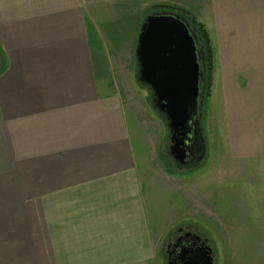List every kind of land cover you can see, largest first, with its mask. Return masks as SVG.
Here are the masks:
<instances>
[{
	"label": "crops",
	"instance_id": "0c3cea01",
	"mask_svg": "<svg viewBox=\"0 0 264 264\" xmlns=\"http://www.w3.org/2000/svg\"><path fill=\"white\" fill-rule=\"evenodd\" d=\"M108 1L0 0V264H149L170 237L145 159L156 122L113 72L132 40ZM213 6L264 114V0Z\"/></svg>",
	"mask_w": 264,
	"mask_h": 264
},
{
	"label": "rangeland",
	"instance_id": "374dc122",
	"mask_svg": "<svg viewBox=\"0 0 264 264\" xmlns=\"http://www.w3.org/2000/svg\"><path fill=\"white\" fill-rule=\"evenodd\" d=\"M214 3L215 0L104 2L102 5L109 9L119 6L116 13L122 11L123 29L118 35L132 40V48L124 45L120 63L113 72L124 77L125 84L143 103L140 104L142 111L156 122L145 159L157 179L151 197L156 203L159 234L192 230L208 240L214 264H264V135L260 129L264 114L251 109L247 101L246 90L250 89L253 79L243 77L242 72L239 74L242 67L239 68L241 63L235 59L238 58L236 49L230 50L231 35L219 26L222 22L225 24L228 14L218 13ZM105 11L108 19L114 17L109 20V26L118 21V15ZM159 14L183 18L199 56L201 79L195 118L198 145L184 167L177 166L167 150L160 151L163 155H159L164 116L146 106L144 99L148 95L150 103V91L132 80L134 66L133 58L130 59L131 54L134 57L142 26L148 17ZM191 17L205 28L210 39L211 79L204 59L205 48ZM206 92L209 96H205ZM158 241H163L162 245L149 264H165L166 237L161 236Z\"/></svg>",
	"mask_w": 264,
	"mask_h": 264
},
{
	"label": "water",
	"instance_id": "95a60500",
	"mask_svg": "<svg viewBox=\"0 0 264 264\" xmlns=\"http://www.w3.org/2000/svg\"><path fill=\"white\" fill-rule=\"evenodd\" d=\"M136 55L141 81L154 90L155 107L170 124L180 156L179 143L193 139L198 110L200 68L194 39L181 19L151 15L142 26Z\"/></svg>",
	"mask_w": 264,
	"mask_h": 264
},
{
	"label": "flooded vegetation",
	"instance_id": "af4514ba",
	"mask_svg": "<svg viewBox=\"0 0 264 264\" xmlns=\"http://www.w3.org/2000/svg\"><path fill=\"white\" fill-rule=\"evenodd\" d=\"M198 63H199V56ZM140 64L137 61V75L136 82L142 83L147 90L151 93V104L155 107V94L154 90L141 81L140 75ZM200 75H199V84H200ZM169 127V138L167 144V152L169 158L176 163L177 166L184 167L186 166L193 157L194 150L198 145V137L195 131V122H194V135L191 142L179 143L178 149H181L184 154L178 155L175 154L177 142L172 140V129L170 124L167 123ZM164 263L165 264H208L212 261L214 264V254L208 244V240L203 239L201 235L193 232L190 229H178L175 233L171 234L170 237L166 240L164 247Z\"/></svg>",
	"mask_w": 264,
	"mask_h": 264
},
{
	"label": "trees",
	"instance_id": "16d2710c",
	"mask_svg": "<svg viewBox=\"0 0 264 264\" xmlns=\"http://www.w3.org/2000/svg\"><path fill=\"white\" fill-rule=\"evenodd\" d=\"M177 17L180 18V16H178V15H177ZM192 18L193 17H191L190 20L197 26L198 32L200 33V38H201V40L203 42V45H204V48H205V52H204L205 58L204 59H206V61L208 63V74H209L208 78L211 79L210 73L212 71L211 68H212V60H213V57H212V51H211V46H210V39L208 37V34H207L205 28L202 25H200L196 21V19H194V18L192 19ZM180 19H183V18H180ZM205 96H209V93L206 92ZM163 118L165 120V117H163ZM164 122H166V124H167V121L166 120Z\"/></svg>",
	"mask_w": 264,
	"mask_h": 264
}]
</instances>
